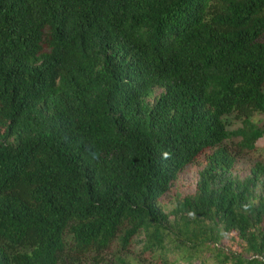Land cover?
<instances>
[{
	"label": "trees",
	"instance_id": "16d2710c",
	"mask_svg": "<svg viewBox=\"0 0 264 264\" xmlns=\"http://www.w3.org/2000/svg\"><path fill=\"white\" fill-rule=\"evenodd\" d=\"M255 115L264 0H0V264H264Z\"/></svg>",
	"mask_w": 264,
	"mask_h": 264
},
{
	"label": "rangeland",
	"instance_id": "374dc122",
	"mask_svg": "<svg viewBox=\"0 0 264 264\" xmlns=\"http://www.w3.org/2000/svg\"><path fill=\"white\" fill-rule=\"evenodd\" d=\"M162 91L157 90L156 95H159ZM257 122L262 125L264 123V115H255ZM239 119L233 118L231 121L230 129L234 130L239 128L241 125ZM237 154L238 166L236 169V174L240 177H244L248 174L249 168L253 163L258 161H264V138L257 143V148L255 151L244 152L238 149L235 144H230ZM205 166V159H201L196 165L188 167L185 172L180 176L178 182L174 187L173 194L177 195H187L195 191L198 182V173ZM172 198H166V202L169 203ZM230 244L229 242H227Z\"/></svg>",
	"mask_w": 264,
	"mask_h": 264
},
{
	"label": "clouds",
	"instance_id": "9594fccd",
	"mask_svg": "<svg viewBox=\"0 0 264 264\" xmlns=\"http://www.w3.org/2000/svg\"><path fill=\"white\" fill-rule=\"evenodd\" d=\"M165 157H167V153H165Z\"/></svg>",
	"mask_w": 264,
	"mask_h": 264
}]
</instances>
